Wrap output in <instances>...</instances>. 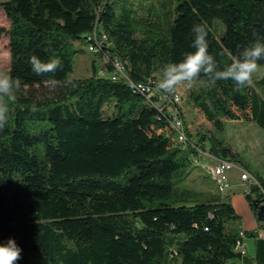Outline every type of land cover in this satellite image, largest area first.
Wrapping results in <instances>:
<instances>
[{"label": "trees", "instance_id": "trees-1", "mask_svg": "<svg viewBox=\"0 0 264 264\" xmlns=\"http://www.w3.org/2000/svg\"><path fill=\"white\" fill-rule=\"evenodd\" d=\"M0 7L10 20L1 33L12 63L29 60L24 45L48 44L63 65L55 78L77 83L50 91L32 71L11 73L21 89L0 131V242L15 239L18 264H239L236 242L255 232L241 227L229 194L185 181L205 153L240 165L257 179L245 195L258 218L264 177L225 137L223 120L264 129V75L240 92L232 81L195 82L189 101L213 128L197 139L186 129L185 143L172 126L173 95L155 82L165 63L192 50L194 24L207 26L218 61L264 40V0H0ZM216 19L225 24L220 37ZM94 32L107 36L93 52L105 60L73 76ZM115 59L124 75L112 79Z\"/></svg>", "mask_w": 264, "mask_h": 264}, {"label": "clouds", "instance_id": "clouds-1", "mask_svg": "<svg viewBox=\"0 0 264 264\" xmlns=\"http://www.w3.org/2000/svg\"><path fill=\"white\" fill-rule=\"evenodd\" d=\"M191 32L192 50L183 53V58L178 62H168L161 67L160 76L155 82L158 91L175 95L180 86L186 85L191 88L202 77L212 85L217 81H232L234 92H240L252 84L253 76L259 69L258 62L264 60V40L256 38L237 55L218 61L216 56L209 53L207 26L201 23L194 24ZM253 36L256 37L257 34L253 33ZM217 55L224 57L226 54L221 51ZM28 63L33 73L46 78L50 91L58 87H77L71 75L66 74L59 81L55 78L57 71L63 68L59 58L50 57L43 60L37 55H32ZM20 89L19 78L0 71V131L8 123L9 106L17 101ZM32 110H37L35 104L32 105ZM20 258L21 248L15 239L0 242V264H18Z\"/></svg>", "mask_w": 264, "mask_h": 264}, {"label": "rangeland", "instance_id": "rangeland-1", "mask_svg": "<svg viewBox=\"0 0 264 264\" xmlns=\"http://www.w3.org/2000/svg\"><path fill=\"white\" fill-rule=\"evenodd\" d=\"M10 20L7 17L5 11L0 7V71H5L9 74L14 72L16 75H21L32 71L30 64L27 62L24 63H12L11 58V46L8 34L6 32L1 33V31L9 28ZM214 33L220 37L225 32V24L222 20L216 19L211 27ZM31 50L30 57L32 55H37L43 60L50 58V50L48 44H43L40 42H30L22 47V50ZM29 57V58H30ZM104 58H101L96 53L90 52L86 48L83 51L78 52L75 56V70L73 76H86L92 73V63L95 61L96 67L99 68L104 61ZM264 71V63L259 65L258 71L255 75H259V72ZM198 86L193 84L191 88L186 85H182L178 88L177 94L180 96L181 100L176 102L174 100V106L178 107L180 114L185 120L186 129H188L194 139L198 138L200 132L206 133L213 128L212 124L206 120L203 113L194 106L192 102L189 101V93L191 90L196 89ZM162 93V92H161ZM164 94V93H163ZM246 126V127H245ZM253 132L251 121H245L244 123H239L238 125H225L223 133L225 137L234 144V147L241 149L239 151L244 160L249 162L252 161V147L250 137ZM245 144H248L246 146ZM252 145V144H251ZM216 159L208 155L207 153L203 154L200 159L196 162H193L190 167V174L188 175L185 185L187 187L193 188H215L217 186V179L213 174L212 167L214 166ZM235 164V163H234ZM235 167L229 171L230 174L237 177L240 182H243L240 179L241 169ZM200 174V176H198ZM208 184V185H205Z\"/></svg>", "mask_w": 264, "mask_h": 264}, {"label": "crops", "instance_id": "crops-1", "mask_svg": "<svg viewBox=\"0 0 264 264\" xmlns=\"http://www.w3.org/2000/svg\"><path fill=\"white\" fill-rule=\"evenodd\" d=\"M257 76L264 75V71H260ZM224 124L235 125L244 123V119H224ZM253 132L250 134L249 146L252 147V161L248 163L256 170L260 175L264 177V129L251 121ZM246 127V126H245ZM231 142V141H230ZM232 143V142H231ZM234 146V144L232 143ZM248 146V144H245ZM248 146V147H249ZM236 150L241 149L234 147ZM240 165H236L238 169ZM231 187L226 190L225 194L230 195L231 203L233 204L236 212L241 216V227L244 230H252L254 235H248L244 237V242L247 247V253L238 259L239 264H264V225L258 220L257 216L251 209L246 195L244 193V182H240L237 177L230 174ZM261 234V235H260Z\"/></svg>", "mask_w": 264, "mask_h": 264}, {"label": "built area", "instance_id": "built-area-1", "mask_svg": "<svg viewBox=\"0 0 264 264\" xmlns=\"http://www.w3.org/2000/svg\"><path fill=\"white\" fill-rule=\"evenodd\" d=\"M92 38H93V42H91L88 45V50L90 52H96L97 50H99V48L102 45L107 43V36L105 33L97 34L94 32L92 35ZM114 65H115V70L113 72H111L110 77L112 79H117L120 76L124 75L123 67H122V65L118 59H115ZM99 74L104 75L105 73L103 70H100ZM164 96H167V94H164ZM172 99L173 100L171 102H172L173 107H174V109H172V112H171V114L173 116L172 126L176 130L177 141L181 142V143H185L188 139L187 138V132H186L185 120L182 117V115L180 114L179 108L174 106V103H173L174 100L176 102H179L181 100V98L176 93L175 95H173ZM215 159H216V162H215L214 166L212 167L213 174H214L215 178L218 180L217 186H218L219 191L225 193L226 190H228L231 187L229 171L235 167V164L232 161H229L227 159H220V158H215ZM240 179L244 182V193L250 192L251 186L253 184L258 183L255 176L251 172H249L248 170H245V169H241ZM261 234L264 235V232ZM235 248L241 253L242 256L247 253V247H246V244L244 242V236L237 240Z\"/></svg>", "mask_w": 264, "mask_h": 264}, {"label": "water", "instance_id": "water-1", "mask_svg": "<svg viewBox=\"0 0 264 264\" xmlns=\"http://www.w3.org/2000/svg\"><path fill=\"white\" fill-rule=\"evenodd\" d=\"M258 218L264 220V203L260 205Z\"/></svg>", "mask_w": 264, "mask_h": 264}]
</instances>
